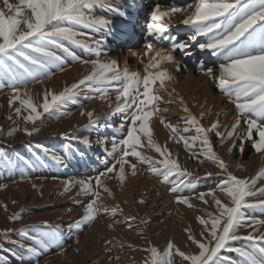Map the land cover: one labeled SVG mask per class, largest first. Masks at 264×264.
I'll use <instances>...</instances> for the list:
<instances>
[{"label":"snow or ice","instance_id":"1","mask_svg":"<svg viewBox=\"0 0 264 264\" xmlns=\"http://www.w3.org/2000/svg\"><path fill=\"white\" fill-rule=\"evenodd\" d=\"M135 5L136 0H130ZM100 6L103 10L118 16L127 17L128 13L114 8L108 0H18L13 3L10 0L0 2V89L7 88V106L10 110L6 117L13 121V127L6 133L0 126V136L11 137L15 132L22 131L31 137L39 131L36 122L40 121L45 114L60 112L67 103L72 102L81 94L89 92L95 95L90 99L108 101L111 111L105 119H111L116 114H122L125 122L119 126V131L126 134L122 139L111 140V152L114 163L107 166L105 171L100 172L95 178L66 180L63 181L64 195L79 186L77 195L90 197L83 206L82 215L68 225L69 232L79 230L86 225H91L101 215H109L111 218L107 228L115 231L117 226L126 225L128 230L133 229L131 221L135 216L123 215V220L116 219L117 214H123L120 203L109 206L104 203L103 193L115 200L112 190L104 182L105 179L115 178L123 188L129 176L135 178L139 172L138 165H147V171L159 179L161 184H169V192L174 194L177 204L186 205L195 209L192 199L209 204L206 197H211L217 212H207L204 216H198L197 220L203 225L200 232L202 239L193 236L191 228H185L188 233L187 239L198 247L197 253L182 251L173 241L168 240L163 251L147 242L148 246L143 251L148 256L143 264H175L178 255L188 264H238L228 257H221L222 249L234 251L241 258L239 264H264V220L254 215H246L245 209H264V185L257 187L258 181L264 180V165H261L252 177H238L229 169V165L214 150L210 134L219 138L221 145L229 140L232 144L227 152L237 150L243 154L246 144L255 150L264 160V0H192L185 7L171 6L166 10L157 3L150 12L147 23V33L153 37L156 43L167 42L169 47H155L152 42L146 45L144 55L148 58L144 64V74L130 71L128 68L121 69L115 59L102 60L101 41L89 43L87 33L82 29H110L113 21L105 15H96L94 8ZM181 14L184 19L181 23L188 27L191 35L187 40H180L176 36L168 35L167 20H171L176 14ZM201 38V40H198ZM59 40L71 41L81 45L94 53L96 59L79 60L80 63L90 65L87 72L77 82L64 87L60 91L45 89L42 92V101L33 97L31 83L43 84L53 74V69L64 71V58L52 50ZM63 47V44L59 45ZM195 46L200 52H207L216 61L219 75H215L212 67H205L204 61H199L197 67L204 75L212 78L220 91L234 105L235 117L230 125H223L217 119L209 127H204L200 119L193 115L182 96L176 94L173 87L168 91V83L175 81V76L163 66L164 62L172 63L177 72L181 71L182 65L176 60L173 53L177 50L186 57H191L190 49ZM67 51V49H65ZM137 55V53H133ZM157 81L159 85L154 88ZM116 92V104L112 108L109 100V90ZM163 90L169 99L165 104L178 100L182 111L186 114L181 117L184 127L167 122L162 112L168 108H160L159 102L163 97L159 94ZM158 115L160 123L169 130V139L183 145L188 149L192 158L200 164L205 161L213 163L224 174L222 182L207 192L194 193L195 185L189 181L193 173L184 167L168 149L167 145L159 144L153 136L150 127V118ZM210 114V110L208 112ZM81 115L88 117L86 129L98 125L100 118L94 114V110L81 111ZM205 111L199 113L203 118ZM217 117L223 113H217ZM13 116L17 119L13 120ZM23 121V126L19 121ZM130 121V122H129ZM246 125L240 131V125ZM31 124L32 127L28 125ZM101 127L111 128L112 125L105 123ZM192 129L195 135H186ZM73 140L81 139L76 132L62 133ZM82 143L88 145V137L82 138ZM102 139L97 143H105ZM44 154H50L51 159L57 163H63L62 158L55 152L49 153V149L42 145ZM148 148L159 154L160 159L149 156L139 149ZM118 153V155H116ZM129 157H134L136 163H132ZM203 157V158H201ZM0 161L8 173L10 182L15 184L19 177L21 181L31 178L24 171L25 167H34L37 163H43L41 156L37 155L34 160L25 159L17 154L15 158L7 153L0 154ZM107 164V161H105ZM237 167H241L237 165ZM111 174V175H110ZM211 172L205 173V177H211ZM55 179V177H53ZM199 179V177H197ZM31 187L37 189L38 185L32 183ZM8 184L0 183V190H6ZM194 193L193 196L184 195V192ZM224 194L230 203H224L216 195V192ZM42 194V193H41ZM146 201L141 198L138 203ZM16 204V200L11 201ZM127 203V201H125ZM0 207L8 210V204L0 202ZM23 211V209H21ZM206 211V210H205ZM9 221H19L21 213L15 212L8 215ZM141 223L146 221L141 220ZM242 229H248L242 234ZM18 231L20 235L28 238L31 243L14 241L19 247L24 248L30 255V264H40L39 257L42 253L56 247L60 254L66 249L62 239L61 225L52 224L48 220L39 223L22 225L19 229H0V237L7 238L8 233ZM232 241H247V245L232 247ZM77 245L80 241L77 237ZM112 240H106V245H111ZM131 247V245H130ZM80 251L79 247L76 252ZM119 261L120 257H109Z\"/></svg>","mask_w":264,"mask_h":264},{"label":"bare ground","instance_id":"2","mask_svg":"<svg viewBox=\"0 0 264 264\" xmlns=\"http://www.w3.org/2000/svg\"><path fill=\"white\" fill-rule=\"evenodd\" d=\"M161 1H167L169 4L174 2V0ZM177 1L180 2V0ZM157 3L160 4V0H136L135 5H129V10L127 12L128 16L122 18L120 21L121 23L116 22L113 18H109V16L106 17L112 20L113 23L110 26L111 30L103 28V32L107 38H105V41H101L100 59H115L118 61L121 69L128 68L130 71H136L143 75L144 64L147 63L148 58L143 54L142 56L133 58V63H129V61L132 60L130 54L132 51L136 50L138 45L136 36L140 33L142 28L146 27L147 29L150 12ZM186 3H192V0H187ZM161 8L163 9L164 7L161 5ZM101 13L100 10H97L95 14L103 15ZM180 18L181 16L179 15L178 18H173L175 20L166 21L168 24V35L176 36V34L180 32L176 29V25L181 22ZM170 26L173 27V32ZM190 35L191 34H188L183 40H187ZM102 36L104 37V35ZM150 39L151 37L146 33L144 35L142 48H140L139 51H146V45L151 42ZM162 44H165V48L169 47L167 42H162ZM190 51L192 52L191 57L182 55L181 57L176 58L184 70L181 68V71L177 72L172 63L164 62L163 66L166 67L172 75L173 72H175L177 76L175 77L176 79L174 82L168 83V91H171L174 87L176 93H174L173 96L175 97L176 94L182 96L192 114L200 119V123L204 127H209L217 119L221 121L222 127L223 125H230L234 121L236 115L234 105L220 91L217 83L212 78L204 75V73L197 67V63L202 60L205 62V67H212L215 75L218 76V65L220 61H216L215 58H212L207 52H200L195 46H193ZM201 56L202 58L198 60L197 58ZM187 58L188 61H190L191 67L189 65H184L183 63ZM89 71L90 65L75 63L69 67H64L63 72L58 69H53L54 74L49 79L45 80L43 84L32 83L29 84L28 87L31 89L33 97L42 101V92L46 88L58 92L64 87L77 82ZM158 85L159 81L154 85V88H157ZM159 94L163 97V101L159 102L160 108H168L167 112H162L160 115H163L167 122L178 125L182 129L184 123L181 117L186 114L182 111L179 101L174 99L173 103L165 104L164 101L169 99L167 93L161 90ZM91 95H95V93L89 92L88 94H81L77 96L74 101L63 106L60 109V112L45 114L40 121L36 122L39 131L31 137L27 136L22 131L15 132L11 137L0 136V141L14 144L22 142L21 144L24 146L19 151L11 148L12 146H8L7 148L9 149H4L2 154L7 153L13 158L19 154L25 159L31 160H34L35 157L39 155L41 156L43 163L38 164H41L42 168L46 170H49L48 168L50 166L57 168V174L53 173L55 179L44 177L39 178L38 176L33 179L31 176L30 180L18 184L16 187L7 188L2 192H6L7 196L17 202H20L23 196L29 194L32 197V204L36 206H49L61 202L64 203L65 201L67 202L68 199H72V197L74 200L72 201L76 202L77 205L75 209L72 208L71 210H66L62 208L55 213H50L47 218L46 216L44 217L45 220H50L54 223L55 217L63 216L64 221L63 224L61 223L60 225L63 232L62 239L66 251L64 254L58 253L52 254V256L47 254L48 257L45 256V253H42L39 257L40 264H62L61 260L64 256L68 259L67 264H126L125 259H128V256L130 255L128 248L131 249L132 246L135 248L137 246L147 247V242L149 241L151 242V245L156 246L159 250L163 251L168 240H171L174 243L175 240L172 239L171 233L176 226L177 221H179V218L182 217L183 213L187 212L182 207H179L180 205L175 202L174 194L169 192L168 189L171 185L161 184L156 176L147 171V165L139 164V172L137 176L135 178L129 176V179L123 188L120 187L115 178L104 180L112 190L115 200L101 190L105 204L109 206H112L117 202L121 204L123 214H117L115 217L116 219L123 220V215L136 217L135 221H131L134 227L131 231L127 229L126 225L117 226L115 231L108 229L106 226L108 223L112 222L111 218L109 215H101L94 221L90 228L88 227L89 225H86L82 229H73L71 233L69 232L68 225L82 215L83 206L88 202L90 197L83 195L78 196V185L72 188L70 192L61 195L60 193L63 191V181L84 179L83 176L86 172H89L90 175L94 174L97 176L100 172L105 171L107 166H111V164L115 162L114 156L109 155L111 152V140L117 135V132H119V126L122 121L125 120V117L122 114H116L112 116L111 119H105L106 114L111 111L109 102L101 101L100 99H90L89 96ZM115 97V90L110 89L109 100L111 101L112 108H114L116 104ZM0 107L5 111L10 112L7 106V100L2 102ZM82 110L85 112L94 110V114L100 118L99 124L93 128L86 129L84 126L88 124V117L86 115H81ZM209 110L210 114H208ZM201 111L206 112V115L203 118L199 117ZM217 113H223V115L217 117ZM175 116L177 117L175 118ZM16 119L17 118L13 116V120ZM19 123L23 126L22 120L19 121ZM105 123L111 124L112 127L105 128L100 126ZM0 126H3L6 133L13 127V121L8 120L6 117L4 119L0 118ZM28 126L32 127L31 124ZM150 127L153 130L154 139L161 145L166 144L171 153L178 158L181 165L187 167V169L193 173V176L189 177V181H194L196 185L201 187L205 186L207 182H211L208 177H205V173L211 172L213 174L212 176L215 178H217V175L219 174L224 175L213 163L205 161L204 164H200L198 160L192 158L191 152L184 147L183 142L177 144L170 140V132L160 123L158 115L154 114L153 117L150 118ZM244 128L245 125L241 123L239 130L242 131ZM108 129L111 130L107 131ZM126 130L125 127V134ZM71 132H76L77 136L81 139L73 140L70 137L61 135L62 133ZM186 135H195V130L192 129ZM83 137H88L90 144L86 145L82 143L81 141ZM31 139H41L36 142L38 143L37 145H42L43 147L48 148L49 153L55 152L62 158L63 163L57 165V162L51 159L50 154L46 155L43 153L42 148L36 147L34 154L31 151V147H27L28 149H26L27 145L25 144V141L29 142ZM102 139H105L106 142L103 144L97 143V141ZM217 142L219 143V138H217ZM229 143L230 141H227V147ZM224 148L226 147L220 148L219 146L218 150L215 151L225 160L226 158L223 156L224 153H222V150H225ZM139 150L146 152L149 156H152L155 159H160L159 154L155 153L152 149L145 147ZM116 155H118V153ZM243 155L244 153H239L240 157ZM107 157L109 158V161ZM252 159L254 158L251 157L250 161ZM130 160L132 163L137 162L134 157H130ZM105 161H107V164ZM225 162L228 165L230 164V161ZM261 165L262 162L260 161L253 168V172L259 170ZM79 166H81V168H78ZM229 169L230 171H233L234 166L229 165ZM197 177H199V179H197ZM219 180L220 178H217V181ZM33 182L38 185L37 189L31 187ZM187 194L189 195V192ZM1 196L2 195H0V197ZM141 198L146 201L144 204L138 203ZM125 201H127V203H125ZM27 205L29 206V204ZM15 207H19V205L16 204L13 208L16 209ZM155 218H159V221L156 222V224L155 222L152 223ZM141 220L146 221V223H141ZM2 223L3 222L1 221L0 227H2ZM134 234L135 236L138 235L137 242H134L133 240V238H137ZM174 235L175 234H173V236ZM77 237L80 241L79 245L76 243ZM106 240H112L113 243L111 245H106ZM77 247L80 249L78 253L76 252ZM126 253H129V255H126ZM109 257H120V259L119 261L115 259L110 260Z\"/></svg>","mask_w":264,"mask_h":264},{"label":"rangeland","instance_id":"3","mask_svg":"<svg viewBox=\"0 0 264 264\" xmlns=\"http://www.w3.org/2000/svg\"><path fill=\"white\" fill-rule=\"evenodd\" d=\"M186 1L187 0H180V2H179L177 0L176 1L174 0V2L169 4V3H167V1H161L160 0V5H162V7H164L163 9L166 10L167 8H169L173 5L179 6V7H185L187 5ZM0 2H2V0H0ZM10 2L16 3V2H18V0H10ZM108 2L114 8H117V9H119L121 11H125V12H128V10H129L128 7L131 4L130 0H108ZM95 8H94L95 13L97 10H100V12H102L101 14L105 15L106 17L109 16V18H113L116 22H120L121 19L124 18L123 16L111 14V13L103 10L100 6H96ZM179 15L181 16L180 19L182 21L184 19V16L179 14V13L176 14L173 18H178ZM173 18L171 19V21L175 20ZM170 28L173 32L174 31L173 27L170 26ZM176 29H178L180 31L179 33L176 34V37L180 40L185 39L188 34H191L188 27L183 25L181 22L176 25ZM82 31H84L88 34L87 40L89 43H92L94 41H105V38H107L105 36V33L103 32L104 31L103 28H101V29H82ZM146 33H147V29H146V27H144L140 30V33L136 36L138 45H137L136 50L131 52L130 58H132V60L129 61V63L134 62L133 58H135L137 56H142L144 54L145 51H139V49L142 48V44L144 42V35ZM102 35H104V37ZM198 40H201V38H198ZM150 41L155 45V47L158 46L157 48H159V47L165 48V44H162V42L156 43V41L153 37H151ZM201 42H202V40H201ZM60 44H63V47H60L59 46ZM50 47L52 48V50H54L57 53V55H60L64 58V61H65L64 67L65 68L71 66L72 64L74 65L75 63L76 64L80 63L79 60H90V59H96L97 58L95 56V54L90 52L87 48H85L81 45L74 44L71 41H67V40H59L57 44L51 45ZM65 49H67V51H65ZM133 53H137V55H133ZM173 54H174L175 58H179L182 56V54L179 52V50H177ZM75 58H79V60H77ZM201 58H202V56L198 57L197 59L200 60ZM183 63H184V65H189L191 67V64H190V61H188V58L185 59V61ZM182 70H184V69L182 68ZM173 76L177 77L175 72H173ZM8 91L9 90H7V88L0 89V104L7 100V98H8L7 92ZM115 94H116V92H115ZM8 115H9V111H5L4 109H2L0 107V116H1L0 118L4 119ZM176 117L177 116H175V118ZM122 122H125V120H123ZM245 128H246V125H245ZM221 129L223 130V127ZM110 130L111 129H108L107 131H110ZM106 133H108V132H106ZM124 134H125V132H121V131L117 132L115 139H117V140L122 139ZM210 139L213 141L214 150L217 151L219 146H220V148L226 147V148H224L225 150H222V153H224L223 156H224V158H226L225 161H227V162L230 161L229 165L234 166V170L232 172L238 177H241V178L252 177L256 174L255 172L258 171V170H255L253 172V168L255 167V165H257L260 161L262 162V165H264V160H262L261 157L255 153V150L250 146V144H246V151H245L244 155L242 157H240L239 152L235 149L232 153L227 152L228 147H230L232 144V140H229L230 143L227 147L226 146L227 142L224 143L223 145H221L220 142L219 143L217 142V137H215L214 133L210 134ZM40 140L31 139V140H29V142L25 141V144L27 145L26 149H28L27 147H31V149H32L31 151L34 154L36 151V145L38 144L36 142H38ZM21 143L22 142H17L14 144V143H8V142L5 143L4 141H0V154H2V151L4 149H6V150L9 149V148H7L8 146L9 147L12 146L11 148L17 149V151L21 150L24 147ZM251 157L254 159H252L250 161ZM107 159L109 161L108 157H107ZM129 159H130V157H129ZM57 165H59V163H57ZM237 165H240L241 167H237ZM78 168H81V166H79ZM48 169L49 170L42 168L41 164L37 163L34 167H32V166L25 167L24 171L26 172V174L29 177L32 176L33 179L37 176L39 178L40 177H44V178H48V179L53 178V176H55L53 173L57 174V170H56L57 168L50 166ZM49 172H50V175H49ZM87 173L89 174V176ZM95 176L96 175H94V174L90 175L89 172H86L84 174L83 178L85 179V178L92 177L93 182H94ZM217 176H218L217 178H220L219 181H217V178L211 176V177H208V179L211 180V182H207V184L205 186H201V187L199 185H196L194 183V181L190 180L191 183H193L195 185L194 193L207 192L209 189L215 188L216 185L219 184L220 182H222V180L224 179V175L219 174ZM14 178L17 179V181H18L15 184L10 182V179L8 177V173L4 167V163L2 161H0V183H6V184H8V188H11V187H16L18 184H22L23 182H25V181L19 180L18 176L14 177ZM262 185H264V180L258 181L257 187H260ZM2 191L3 190H0V195H2L0 197V202L8 204V210L5 211L3 209V207H0V222L1 221L3 222L2 223L3 225H2V227H0V229H8V228L19 229L22 225L39 223L40 221L45 220V218H44L45 216L47 218V216H49L50 213H52V212L55 213L62 208L66 209V210H71L72 208L75 209L77 207L76 202H73L74 201L73 197H72V199H68L67 202L65 201L64 203L61 202L59 204H54V205H49V206H44V205L43 206H36V205L32 204L33 201L31 199L32 198L31 195L27 194V195L22 197V200L20 202L16 203L19 205V207H15L16 209H14L13 207H14V205L16 206V204L11 203V200H13V199H11L9 196H7L6 192H2ZM186 192L188 193V191H185L184 195H188ZM194 193H189V196L190 197L193 196ZM216 195L219 199H221L222 202L230 203L228 198L224 194L220 193L219 191L216 192ZM206 198L209 200V204H207V205L203 204L200 201L192 199L191 202L196 206L195 209L189 208L186 205L179 204L180 205L179 207H182L187 212L183 213L182 217H180L179 221H177L176 226L174 227V229L172 231V233L175 235L173 236V234L171 233V237L173 240H175L174 243L182 251H184L186 253L191 252V253L195 254L198 252V247L196 245H193L187 239L188 233H186L184 231V229L185 228H191V232H192L193 236L196 237L197 239H202L200 237V232L203 230V225H201L199 223V221L197 220V217L198 216H204L205 218H207V216H206L207 212H211V213L217 212L216 206L212 202L211 197H206ZM260 198L264 199V197H260ZM27 204H29V206ZM21 209H23V211H21ZM244 211H245L246 215H254L257 218L264 220V209H260V208L245 209ZM15 212L21 213V219L19 221H9L7 219L8 215L15 213ZM158 219L159 218L153 219L152 223L155 222V224H156V222L159 221ZM48 221L51 222L50 220H48ZM63 221H64L63 216H60L57 218L55 217L54 223H52L53 221L51 223L60 225L61 223L63 224ZM91 225H89L88 227L90 228ZM247 231H248V229H242L241 233L246 234ZM260 231H264V227H261ZM61 233H62V237H63L62 230H61ZM134 236H135V234H134ZM137 236H135V237H137ZM174 237H175V239H174ZM137 239H138V237L133 238L134 242H137ZM14 241H24L26 243H31V241L28 240V238L20 235V233L18 231H13V232L8 233L7 238L0 237V264H30V259H31L30 255L26 253V250L24 248H21V247H19V245L17 243H14ZM230 243H231V246L234 248V247H239L242 244L247 245L249 242H247V241H232ZM134 246H136V245H134ZM137 247H136L137 249L133 246L131 249L128 248L130 255H129V253H126V255H129L128 259H125L126 264H143V260L148 256V253L146 251H143L142 249H144L146 247H144V246L143 247L137 246ZM44 253L46 254L45 256L48 257V255L52 256V254H58L60 252H59L58 248L53 247ZM220 256L221 257H228L232 261H237L238 264H239V261L241 259L237 253H235L234 251H229L228 249H222ZM61 262H62V264H67L68 263L67 257L64 256L63 259L61 260ZM175 264H188V262L184 261L182 258H180L177 255L175 257Z\"/></svg>","mask_w":264,"mask_h":264}]
</instances>
